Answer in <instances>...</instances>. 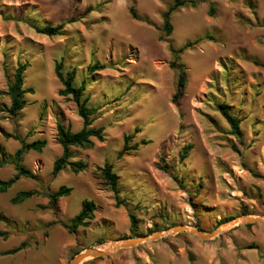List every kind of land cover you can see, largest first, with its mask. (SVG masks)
I'll use <instances>...</instances> for the list:
<instances>
[{
  "label": "rangeland",
  "instance_id": "374dc122",
  "mask_svg": "<svg viewBox=\"0 0 264 264\" xmlns=\"http://www.w3.org/2000/svg\"><path fill=\"white\" fill-rule=\"evenodd\" d=\"M174 1L0 0V144L13 157L23 141H47L42 152L24 156L32 176L0 193V264H71L85 249L108 251L120 240L174 227L213 233L243 216L264 218V0H193L196 7L171 15L167 35L163 14ZM60 24V36L36 30ZM196 40L202 41L177 59L187 81L176 98L179 72L170 68L169 45L179 49ZM60 62L64 73L77 71L74 85H84L87 106L98 109L93 127L104 128L105 141L71 147V160L85 162L86 170L75 174L68 167L54 176L63 154L57 121L73 132L83 128L75 102L59 95ZM20 63L29 65L25 88L34 93L13 119L7 91ZM97 64L104 68L93 72ZM220 105L240 119V138ZM125 137L139 148L121 158ZM9 162L0 167V180L17 174ZM106 163L120 177L119 206L97 179ZM62 186L72 188L70 196L52 205L50 195ZM28 190L39 194L12 204ZM85 200L95 203V219L71 233L64 225ZM83 264H264V223L225 228L210 240L167 235Z\"/></svg>",
  "mask_w": 264,
  "mask_h": 264
},
{
  "label": "trees",
  "instance_id": "16d2710c",
  "mask_svg": "<svg viewBox=\"0 0 264 264\" xmlns=\"http://www.w3.org/2000/svg\"><path fill=\"white\" fill-rule=\"evenodd\" d=\"M201 1V0H199ZM187 4H190L194 7L197 6V3L193 0H175L171 6L167 9V11L163 14V27L162 30L170 35L173 32V26L170 22L171 15L183 8ZM213 10V9H212ZM211 10V12H213ZM93 9L90 7L87 9V12H92ZM130 14L135 20H140L141 18L136 13L135 8L132 7L130 9ZM65 27V24H60L58 26L47 25L43 28H36V30L45 36L53 37L62 35V31ZM202 40H196L194 43H188L185 46L176 49L172 44L169 45V50L174 56V60L170 63V68L175 69L179 72V80H178V95L176 98H179L183 91L185 90L187 75L186 69L184 65H181L177 62L179 55L190 49L194 45H198ZM28 64H19L15 74L13 82L8 87L7 95L10 97L11 105L7 108V113L11 118L15 119L19 116L21 111L26 107V95L33 94L34 90L32 88H25V72L27 71ZM64 63L60 62L56 64L55 74L56 77L63 85V89L59 91V95L63 97H69L78 107V114L80 118L83 120V128L78 132H73L69 127H66L63 120L57 121V134L56 139L58 143L63 148V154L60 158H58L54 163L53 175L58 176L60 172L64 169L70 167L73 173L79 174L86 170L87 164L83 161H72L71 147H78L83 149H90L94 146V140H98L100 142L105 141L104 128H94L93 123L96 120L95 115L98 113L97 108H89L87 106V99H84L85 86L76 87L74 85L75 79L77 77V71L74 69L72 71H68L66 73L63 72ZM104 67L100 65H94L92 67L93 72H97ZM219 110L227 122L233 129V134L241 137L240 131V119L233 116L229 111L226 105H220ZM138 131V130H136ZM7 138H14L16 140H20L18 135H10L5 133ZM23 146L15 153L13 157L6 151L5 147L0 144V167H3L9 164V159L12 158L15 164V168L17 174L8 179V180H0V193H6L12 186H14L21 178L23 177H31L32 173L23 166L24 156L29 151H37L42 152L43 149L47 146L46 140H38L32 143L22 142ZM145 144V142L143 143ZM130 145V137H125V145L119 156L122 158L124 156H130L132 151H137L138 146L135 145L133 147H129ZM186 151V155H187ZM184 155V157L186 156ZM100 177L98 180L102 181V185H105L111 189V191L115 195V200L117 202V206L121 205L120 199V177L117 173L114 172V167L110 163H106L103 167L99 169ZM72 192V188H68L66 186L60 187L55 193L50 195V203L52 205L57 204L58 200L64 197L70 196ZM39 192L36 190H28L19 192L12 200V204L20 205L31 199L32 197L38 195ZM95 211L96 205L94 202L85 200L82 203L81 212L72 220L70 225H64L66 229L71 233H75L80 227H89L92 221L95 219ZM132 228L131 232L133 235L137 236L135 232V227L137 223V219L134 215H130ZM251 226V225H248ZM4 236L3 233H0V237ZM139 237V236H137ZM26 246L24 243L22 246L7 251L4 254H15L21 250H23Z\"/></svg>",
  "mask_w": 264,
  "mask_h": 264
},
{
  "label": "water",
  "instance_id": "95a60500",
  "mask_svg": "<svg viewBox=\"0 0 264 264\" xmlns=\"http://www.w3.org/2000/svg\"><path fill=\"white\" fill-rule=\"evenodd\" d=\"M253 224V223H264V218L254 217V216H248V217H240L233 221L224 223L221 228H219L217 231L213 233H204L203 231L199 229H193L188 226H179L174 227L172 229H169L167 231H161L155 234H152L150 236L142 237V238H133V239H125L120 240L114 245L111 246V248L108 251H102L95 248H89L85 249L79 254L75 256V258L72 260L71 264H83L87 260L91 259H97V258H103V257H110L115 254H117L120 250L124 248H130L137 245H140L144 242L150 241V240H156L158 238L165 237L167 235H175L183 232L190 233L192 235H196L200 237L203 240H210L217 236H219L222 233V230L229 227H234L239 224ZM158 236V238H157Z\"/></svg>",
  "mask_w": 264,
  "mask_h": 264
},
{
  "label": "bare ground",
  "instance_id": "6f19581e",
  "mask_svg": "<svg viewBox=\"0 0 264 264\" xmlns=\"http://www.w3.org/2000/svg\"><path fill=\"white\" fill-rule=\"evenodd\" d=\"M157 238H158V236H157Z\"/></svg>",
  "mask_w": 264,
  "mask_h": 264
}]
</instances>
